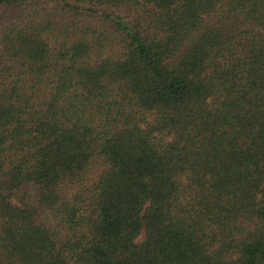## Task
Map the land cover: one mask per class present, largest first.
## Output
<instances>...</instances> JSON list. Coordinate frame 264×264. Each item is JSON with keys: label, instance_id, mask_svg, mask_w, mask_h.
I'll return each mask as SVG.
<instances>
[{"label": "trees", "instance_id": "1", "mask_svg": "<svg viewBox=\"0 0 264 264\" xmlns=\"http://www.w3.org/2000/svg\"><path fill=\"white\" fill-rule=\"evenodd\" d=\"M0 264H264V0H0Z\"/></svg>", "mask_w": 264, "mask_h": 264}, {"label": "rangeland", "instance_id": "2", "mask_svg": "<svg viewBox=\"0 0 264 264\" xmlns=\"http://www.w3.org/2000/svg\"><path fill=\"white\" fill-rule=\"evenodd\" d=\"M141 240H142V236L139 237L138 242H140Z\"/></svg>", "mask_w": 264, "mask_h": 264}]
</instances>
